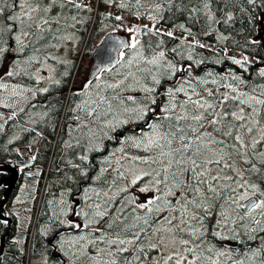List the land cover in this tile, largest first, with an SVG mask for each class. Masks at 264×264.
I'll return each instance as SVG.
<instances>
[{
    "label": "trees",
    "instance_id": "1",
    "mask_svg": "<svg viewBox=\"0 0 264 264\" xmlns=\"http://www.w3.org/2000/svg\"><path fill=\"white\" fill-rule=\"evenodd\" d=\"M87 1L24 0L20 7V0H0V70L9 63L6 83L0 78V93L1 84L21 85L15 89L19 94L2 95L0 105L14 96L12 102L22 106L13 117L0 115V164L18 160L24 147L34 155L33 164L21 169L17 189L5 206L12 223L0 220V249L6 235L0 264H57L55 253L67 264H157L161 250L151 234L154 222L164 216L176 218V232L188 241L187 251L170 256L167 264H264L258 245L264 234V205L251 210L243 206L246 197L264 202V104L256 103L264 100V17L258 4L95 0V13L92 0L90 6ZM125 16L144 22L136 47H129L116 66L70 94L75 63L69 64L62 98L53 89L54 99L45 109L51 116L37 122L29 95L32 57L40 63L54 49L59 25L77 24L80 48L87 49L97 35L110 33ZM150 22L206 43L167 35L151 28ZM62 67L57 65L55 72L64 77L58 72ZM225 95L226 104L217 103ZM198 99L216 104L215 110L197 109L193 101ZM245 100L248 103H241ZM221 111L244 117L236 120L229 115L219 124L221 128L228 124L242 143L222 137L208 123ZM197 114L204 119L193 120ZM222 139L224 144L216 142ZM72 142L84 157L72 155ZM190 160L200 165L196 172L205 173L200 180L206 183L190 179ZM121 163L141 164L160 179L166 191L159 206L141 207L145 199L140 200L135 189L147 186L136 187L132 194L118 190L124 181ZM78 166L84 169L83 176ZM6 188L0 189V201ZM69 191L80 192L81 210L88 213L77 229L69 219L75 216ZM99 249L101 254H94Z\"/></svg>",
    "mask_w": 264,
    "mask_h": 264
},
{
    "label": "rangeland",
    "instance_id": "2",
    "mask_svg": "<svg viewBox=\"0 0 264 264\" xmlns=\"http://www.w3.org/2000/svg\"><path fill=\"white\" fill-rule=\"evenodd\" d=\"M79 2H82V0H76ZM92 5L96 8V1L92 0ZM87 5L90 6L91 2L88 0ZM108 9V6L105 7ZM71 13L69 12V15ZM82 18H84V15H81ZM144 23L143 20H141L138 17H132V16H125L123 20L121 21L120 25L112 30L111 32H124L126 34L130 35L131 40H136V37L139 33V27L140 25ZM147 23V22H145ZM66 24L59 25L56 32V39L53 41L54 49L48 51V55L55 58L58 63L49 64V61H45L44 63L35 64V60L32 57L33 61V77L36 76V70L38 69L39 74L41 73H47L52 71L54 68H56L57 65H61L62 63H69L71 64L73 62V59L75 58V61H77V66L75 67L73 77L71 79V85L79 86L85 79V77L90 72V68L92 65V53L96 46L99 44V42L102 40L103 35H97L95 39L92 41L91 45L82 46L79 48V53L77 55H74L75 47L79 43L80 39V32L78 31L77 24L69 23L67 26ZM149 26L153 29H157L166 33H171L173 35L182 37V38H189L190 40L199 43V44H205L206 42L203 40H200L196 37H190L187 33L178 30L176 28H172L169 26H166L161 23H155L150 22ZM51 29V25L48 27ZM80 45V44H79ZM215 46L219 51L237 56L239 58L244 59H250L252 61H257L256 58L247 56L239 51L232 50L231 48H228L223 45H212ZM90 49L89 54H87L88 50ZM82 55V56H81ZM48 58L45 57L44 61ZM8 66L9 63L7 62L0 70V78H2L3 83H6V78L8 76ZM41 67V68H39ZM69 70H64L63 67L58 71L59 73L63 74L65 78H68L70 76ZM42 77H39L38 80H41ZM3 87V91L0 93V98L3 96H8L9 94H19V92H15L17 88L20 89L21 85H16L14 83H8L6 85L1 84ZM31 89H32V83H31ZM29 95L31 96L32 101V95L31 90L29 92ZM14 96H10L9 99H5V102L0 105V115H3L5 117H13L15 116L16 112L18 110L20 111L22 106L19 105L18 102H12ZM20 100V96L16 97ZM12 103V104H11ZM12 106H7V105ZM32 105V102H31ZM34 117L37 115V121L39 120H45L49 118V113L44 108H39L37 110V114H35L34 108L32 109ZM61 122L65 121V117L61 116ZM52 145L54 144V141L52 142ZM119 169L121 174L124 177L123 183H121L118 186V190L122 192H129L130 194L133 193L134 189L136 187H142L147 186L146 188H137L135 189L136 196L140 200H144V207L146 210H152L155 206H159L160 196L166 191V188L162 185L160 179L156 175H151L150 171L143 168L141 164L131 165L121 163L119 165ZM206 172L209 174L210 177L212 175L208 172L207 168ZM212 172V169H211ZM218 174H221V172H217ZM146 175L147 178L143 180V176ZM153 186V187H152ZM157 191H156V189ZM248 197L244 198V201ZM139 205V204H138ZM177 222L175 217H166L164 216L163 219H157L154 222L153 230H152V239H154L155 244L158 246L159 250H161V253L159 256H157V264H167L169 257L173 255L179 256L182 253H185L186 247L183 243V239L180 237V235L176 232L174 224ZM179 240V242H178ZM110 243V241H109ZM108 243V244H109ZM145 244H149V241L146 240L144 242ZM96 255L101 254V249H99V252L94 253Z\"/></svg>",
    "mask_w": 264,
    "mask_h": 264
},
{
    "label": "water",
    "instance_id": "3",
    "mask_svg": "<svg viewBox=\"0 0 264 264\" xmlns=\"http://www.w3.org/2000/svg\"><path fill=\"white\" fill-rule=\"evenodd\" d=\"M250 1L258 4L264 17V0ZM261 27L263 29L262 37L264 45V25H262ZM130 44L131 38L124 32H111L107 34L103 38L101 43L97 46L93 54L92 66L88 79L93 80L103 70H107L116 66L121 58L122 53L130 47ZM21 154L22 158L16 160L15 162L0 164V171L10 173L8 176L0 178V189L3 187H7L4 193V198L0 201V220L8 221L9 224L12 223V218L7 215L5 206L7 205L14 190L17 189L20 180V168L30 167L33 164L34 159L32 153H30L28 148H22ZM252 202L257 203V198H250L244 203V206L247 208V210L252 209L249 208V204ZM5 237L6 235H3L1 239L0 256L4 251ZM258 243L264 251V235L258 238Z\"/></svg>",
    "mask_w": 264,
    "mask_h": 264
},
{
    "label": "flooded vegetation",
    "instance_id": "4",
    "mask_svg": "<svg viewBox=\"0 0 264 264\" xmlns=\"http://www.w3.org/2000/svg\"><path fill=\"white\" fill-rule=\"evenodd\" d=\"M79 44L80 43H78L76 45V47H75L74 55L78 54V51H79V48H80ZM47 54H48V52H47ZM45 57H47V56H45ZM71 59H73L75 61V58H71ZM45 61H49V64H54V62L58 63V61L55 58H53V57H51L49 55H48V58L46 60H44V61H41V63H44ZM35 64H38V62L36 60H35ZM61 66H63L64 68H68L69 63H62ZM39 68H41V67H39ZM88 76H89V73L85 77L84 81L79 86H74V88L72 86V91L73 90H76V91L77 90H82L86 86V84L89 83L88 82L89 81ZM39 77H42V79L38 80ZM66 84H67L66 78L60 76L59 74H57V72H55L54 69L52 71H50V72H47V73L44 72V73H41V74H39V71L37 69L36 70V76L33 77L32 89H31L32 106H33V108L35 110V114H37V110L39 108L47 109L46 107H47V105H49L50 100L54 99V98L51 97L53 89H57V96L61 99L63 94H64V92H65ZM34 118L37 121V115ZM39 121L40 122H44V120H39ZM21 149H20L21 157L19 159L22 158ZM36 149H37V151H39V147L38 146L36 147ZM69 149H71V153L73 152L72 155H75L76 158H78V159H80L79 157H84V155H85L84 153H81L79 151V147L77 146L76 142H72V144H70ZM29 151H30V153H32L30 149H29ZM54 153H55V149L53 147V149L51 151V155H50L51 158H53ZM33 158H34V155H33ZM78 168L80 169V171H82L81 174L83 176L84 169L81 170V166H78ZM3 173H5V174H3ZM9 174H10L9 172H0V178L6 177ZM46 180H47V174L43 178V181H46ZM79 195H80V192L71 193V191H69L68 195H67L68 197H70V199H71V201L73 203V206H74L73 216L74 215L75 216L74 217H69L70 221L72 222L71 224H73V226H72L73 229H77V227H75L74 225H79V223H82V222L84 223L85 222V218L88 217V213H86V211H84V210H81V201H80V196ZM52 257L57 261V264H67L56 253L53 254Z\"/></svg>",
    "mask_w": 264,
    "mask_h": 264
},
{
    "label": "snow or ice",
    "instance_id": "5",
    "mask_svg": "<svg viewBox=\"0 0 264 264\" xmlns=\"http://www.w3.org/2000/svg\"><path fill=\"white\" fill-rule=\"evenodd\" d=\"M23 3H24V0H20V7H23ZM37 9H33V11H36ZM3 12V9L0 8V13ZM9 19H12V20H15L16 17H9ZM117 19H120V17H117ZM45 23H47V21H45ZM9 30H11L9 28ZM167 35H171V33H167ZM15 39L17 41L20 40V37L19 36H16ZM138 43V41L136 40H133V42L129 45L130 47H136V44ZM164 54L163 52L160 53V56L162 57ZM237 64L241 63L240 61H235ZM232 91H236V89H232ZM209 95H211V92H209ZM229 99L228 96H223V99L221 101H218L217 103H219L220 105H225L226 104V101ZM233 99H238V97H233ZM255 99V97H250L249 100H253ZM193 103L195 104L196 108L197 109H204L205 111L207 109H213L215 110V107H216V104H213V103H210L208 100L206 99H198L196 101H193ZM241 103H248L247 100L245 101H241ZM256 103L257 104H264V100H256ZM243 111V109H241V112ZM212 113H209V115H211ZM229 115L235 117L236 120H243L244 117L242 115H238L237 113L235 112H232V113H229L227 111H221V112H217L215 114V117L216 118H213L212 120L208 121V123H210L211 125H213V130L214 131H217L222 137H225V138H228V137H231L232 139L234 140H237V141H241L242 143V140H241V137L239 135H235L233 136V133H232V130L231 128L228 126V124H225L224 127H219V124H220V121H224L226 120L227 117H229ZM181 119H186L187 117H180ZM193 120H196V121H201L204 119L203 115L202 114H197L195 116L192 117ZM201 127H203V125H201ZM195 131V130H193ZM248 131H251V129H248ZM205 135H207V133H205ZM217 143L219 144H224V140H219V141H216ZM170 143V141H169ZM187 147V146H186ZM222 159V158H221ZM215 163H219L220 161L217 160V161H214ZM190 163L192 165V168L190 169L191 171V177L190 179H192L193 181H197L199 183H206V180H200V177L201 176H204L205 173L203 171L197 173L196 172V168L200 167V165H198L196 163L195 160H190ZM206 164L209 163L208 161L205 162ZM225 167H228L229 165L225 164L224 165ZM186 171H188V169H186ZM213 180H216L218 179V177H215L213 176L212 177ZM209 190L210 191H214L215 189H212L211 186L209 185ZM198 191V189H197ZM262 205H264V202H260V203H255V202H252L249 204V208H258V207H261ZM102 215V214H101ZM195 218V217H194ZM75 227L79 228L80 225H74ZM120 243H124V241H120ZM184 244H187L188 241H183ZM169 259H171V257H169ZM179 264V262H178Z\"/></svg>",
    "mask_w": 264,
    "mask_h": 264
}]
</instances>
